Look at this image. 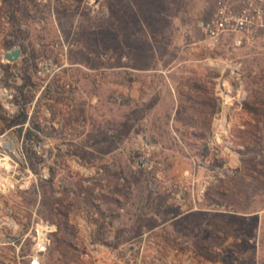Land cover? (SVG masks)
Returning <instances> with one entry per match:
<instances>
[{
  "label": "rangeland",
  "instance_id": "rangeland-1",
  "mask_svg": "<svg viewBox=\"0 0 264 264\" xmlns=\"http://www.w3.org/2000/svg\"><path fill=\"white\" fill-rule=\"evenodd\" d=\"M218 1L0 0V264H264V28L211 44Z\"/></svg>",
  "mask_w": 264,
  "mask_h": 264
},
{
  "label": "built area",
  "instance_id": "built-area-1",
  "mask_svg": "<svg viewBox=\"0 0 264 264\" xmlns=\"http://www.w3.org/2000/svg\"><path fill=\"white\" fill-rule=\"evenodd\" d=\"M202 27L211 44L240 34L247 35L248 40L254 39L255 32L264 28V0H220L213 19Z\"/></svg>",
  "mask_w": 264,
  "mask_h": 264
},
{
  "label": "water",
  "instance_id": "water-1",
  "mask_svg": "<svg viewBox=\"0 0 264 264\" xmlns=\"http://www.w3.org/2000/svg\"><path fill=\"white\" fill-rule=\"evenodd\" d=\"M21 54L22 53L19 49H14V50H11L10 52H7L5 54V58L9 62H16L20 59Z\"/></svg>",
  "mask_w": 264,
  "mask_h": 264
},
{
  "label": "trees",
  "instance_id": "trees-1",
  "mask_svg": "<svg viewBox=\"0 0 264 264\" xmlns=\"http://www.w3.org/2000/svg\"><path fill=\"white\" fill-rule=\"evenodd\" d=\"M24 89H25V86H24V87H20V88H18L19 93H20L21 95H23V96H25V94H24ZM31 123H32L33 127L37 128V129H40L39 123H38L35 119L32 120ZM21 124H22V125H25V124H26V121H23ZM22 127H23V126H22ZM31 135H32L31 132L28 133V140H29V141L32 140Z\"/></svg>",
  "mask_w": 264,
  "mask_h": 264
},
{
  "label": "bare ground",
  "instance_id": "bare-ground-1",
  "mask_svg": "<svg viewBox=\"0 0 264 264\" xmlns=\"http://www.w3.org/2000/svg\"><path fill=\"white\" fill-rule=\"evenodd\" d=\"M5 165H7V164H3V163H1V160H0V168H1V166H5ZM5 179V178H4ZM2 181V176H1V174H0V182ZM4 182V181H3ZM5 182L6 183H9V185H12L10 182H9V180H7V179H5ZM4 184V183H3ZM39 247V246H38ZM42 247H43V244H41L40 243V249H42Z\"/></svg>",
  "mask_w": 264,
  "mask_h": 264
}]
</instances>
